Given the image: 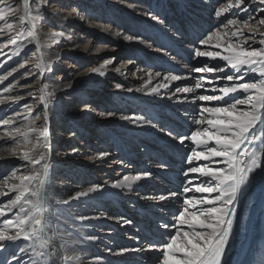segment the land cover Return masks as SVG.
Returning a JSON list of instances; mask_svg holds the SVG:
<instances>
[{
  "label": "bare ground",
  "instance_id": "obj_1",
  "mask_svg": "<svg viewBox=\"0 0 264 264\" xmlns=\"http://www.w3.org/2000/svg\"><path fill=\"white\" fill-rule=\"evenodd\" d=\"M88 1L93 3L94 0ZM123 1L125 2L123 4H117L116 0L110 1L113 3L109 4L110 8H107L108 11L103 14L104 16H99L101 11L93 10L92 14L95 13L98 16L89 14L91 18L88 20L83 17L84 15L75 16V10L78 9H72L70 12L58 15L55 21L59 27L69 28L70 33L74 30H83L81 33H89L94 36L100 34L111 42H118L117 46H110V48L96 47V50L93 49L95 51H92V53L90 47L80 53L68 52L69 47L76 41V37L73 36L72 38V34H69L64 37L70 46L60 45L54 51L51 48L54 43L51 42L49 37L55 32L43 29L45 37L42 30L37 29L40 47H37L35 41L28 38L21 39L16 45H8L0 49V52L3 53L0 54V59H5L0 65V76L7 75L10 69L8 70L6 67H10L12 63L19 61L25 54L31 56L25 66V68H28V72H25L31 73L27 79L24 78L25 73H21L23 67L18 68L16 73L0 83V96L21 97L17 102H6L0 105V118H11L15 113H21L22 115L18 118L16 126L26 125L28 121L24 120L23 116L28 115V112L24 106H31L30 118L35 121L36 127L45 128L48 134L47 141L39 146L38 151L46 152L51 163L45 205V215L48 221L45 229L48 247L45 251L50 254L42 257L34 256L30 248L22 254L19 249L27 248L28 242L23 240L5 242V250H0V261L7 260L11 264V254L14 253L20 258V264H64L62 260V256L65 254L63 245L67 244L69 245L67 254L79 257V264H92L94 257H100L102 264H161L162 253L148 251L147 248H144L145 245L143 246L140 243L144 239L146 245H148L152 241L156 242L158 238L165 239L167 235L174 233L175 230L171 227L165 230L160 225L174 223V215L182 207L177 199H183V194L166 201L152 200L149 197L161 194L167 195L171 192L182 193V187L187 183V178L182 173L189 167L185 160L193 145L190 141H185L181 145L177 137L178 134H188L194 128L193 118L200 107L199 101L196 103L191 102V95L193 94H189L188 102H179L175 97H170L176 87L190 86L196 81L195 72L192 71L195 59L202 58L204 61H208L203 57L194 58V49L201 47L198 41L196 44L193 43L195 35L202 37L203 33L207 34L212 30V27L219 24L221 19L229 15L232 17L231 13L233 11L217 20L214 16L216 8L214 4L220 3L221 0H211L212 2L210 0H184L185 2L178 0L175 3H172L174 0ZM8 4H12L15 8V12L9 15L14 30L12 32L3 31L0 36V43L7 41L16 32L23 31L26 34L29 27L19 19L23 14V0H7L6 5ZM127 6L131 7L128 8ZM152 11L156 13L161 11V17L158 20L153 19ZM189 16L194 18L189 19ZM64 17H67V19H64ZM104 19L111 21L112 24L103 22ZM184 21L185 24L187 22L185 27ZM189 21L192 28L197 26L194 28V34H190V31L193 30L187 28ZM131 22L135 23L133 27L130 26ZM141 25H144L145 29ZM131 27L133 29H130ZM204 28H207L206 32ZM170 29H173L174 32L171 33ZM126 32L138 35L141 38L138 41L140 46L126 41L124 38L128 35ZM143 38L146 42H143ZM60 40L61 37L57 39V41ZM142 51L148 53L144 54ZM66 52L79 64L85 60L89 66L82 74L74 75V77L70 76L71 83L59 79L70 75L73 71L61 68L60 61L65 58L63 56ZM125 54L131 55L132 58L129 61H132L133 64L126 62V60L122 61L123 64L118 66L121 69L120 73L115 72V67L111 64L106 69L104 76L90 74V69L98 67L105 59L115 58V56L120 57ZM39 56L43 57L45 63L51 61L52 70L56 68L61 70V75H57L58 77L54 81L48 80L47 72H45L42 79L40 72L35 69L34 65ZM137 58L143 65L148 64L150 67H156H135L134 63ZM189 60L192 61L191 65L187 63ZM219 62L209 61L208 64L214 66V63ZM76 68L77 66L74 65V70ZM184 70L190 74L181 76L188 78L172 82L169 89H161L158 95L136 91L144 83V80L140 77L147 79L145 74L148 72L152 73L153 76L156 72L161 73L160 77L153 80V85H156L163 80V76L169 73L183 74ZM230 71L228 70L227 74H230ZM208 75L215 80V77L220 73ZM254 79H258V77L253 73H249L245 77V81ZM45 83L49 85L48 91L53 93L47 106L38 99L41 94L39 90ZM116 83L123 84L124 88L116 89ZM225 83L226 81L216 82L219 87H222ZM9 85H12V90L4 92V88ZM211 87L212 85H205V89L198 90L194 95H200L204 90L207 92L206 95L218 94L210 91ZM129 88L133 91L129 92ZM89 92L95 97L96 108L92 112L94 115L91 116V113L84 112L72 116V120L68 122L72 123L76 129L70 136L81 140L78 143L80 147L72 146L71 151L63 152L60 149L61 147H58L55 133L52 132V135L50 133V126L55 121L60 123L56 127L67 125V122L63 119L65 114L61 115V112L57 114V107L61 104L62 99L77 97L78 100H83ZM241 94L243 95V93ZM234 95L240 98V93ZM215 103L212 102L213 105ZM93 105V101H89L83 110L93 108ZM117 108L128 109L130 114L123 111L116 114L114 111ZM38 112L41 116L36 119L35 115ZM109 112L114 113V115L109 117L107 115ZM133 116L137 120L136 123H133L130 119H123V117ZM140 118L150 119L152 124L144 123ZM153 122L162 127H156ZM89 126L91 128H88ZM109 130L119 138L109 133ZM169 131L172 132V136L167 135ZM2 132L3 128H0V134ZM144 133H147L146 136L149 139H141ZM100 135L103 136V140L98 141L97 137ZM67 144H71L69 139L62 145L66 146ZM11 145V141L0 140V149H7ZM27 147L28 149L35 148L34 138ZM100 152H107L109 155L103 159H94ZM154 152H157L163 166L160 165L161 167H159L157 165L153 157L155 156ZM88 153L90 155H87ZM0 157H3V159H0V166L5 167L17 163L20 166L14 171L16 175L28 174L29 168H26L25 162L19 159L18 156H12L7 151L0 150ZM150 165L154 169L155 177L151 180L143 179L139 181L133 186L132 194H129L130 191L127 189H118L112 186L116 179L122 178L125 174H135V172L141 170L149 171ZM1 171L0 169V187L7 192V188L3 186V181L10 177L12 173L3 177ZM85 173H89L91 176L94 175L96 178L99 176L98 181L94 180V182H99L102 189L87 197L72 199L76 192L85 190L90 186V184L87 185L86 179L88 176ZM169 176H175L178 180L184 182L180 185H174L170 183ZM68 177L76 182L66 181ZM79 180H82L84 184L78 185L77 181ZM140 186L144 188L138 192ZM141 192H151V195ZM14 197L15 193H8V195L0 197V204L14 199ZM64 201H68V203H64ZM100 205L110 208L114 214L119 211L122 218L120 220H130L132 222L131 227L137 230L128 232L130 224L125 223V228H121L122 231H120L125 232L122 235L118 232L119 227L115 231V228H106V226H112L115 217L107 215L105 211H99L98 214L97 208ZM158 209L162 212H155ZM15 211L14 209L13 212ZM236 211L237 217L233 235L225 257L226 264H264V165L253 174L248 187L241 196ZM12 215L13 213H9L2 219L12 218ZM81 216L87 217V219L81 221L79 219ZM104 245L109 247L111 252ZM125 245H133L129 249L143 248L145 250L118 255L119 249ZM117 247H119L118 250ZM37 250L39 251V249Z\"/></svg>",
  "mask_w": 264,
  "mask_h": 264
},
{
  "label": "snow or ice",
  "instance_id": "obj_2",
  "mask_svg": "<svg viewBox=\"0 0 264 264\" xmlns=\"http://www.w3.org/2000/svg\"><path fill=\"white\" fill-rule=\"evenodd\" d=\"M45 3L46 0H23V14L19 19L29 26L26 34L23 31L16 32L7 41L0 43V49L16 45L21 39L28 38L40 47L37 34L41 18L39 9ZM253 4L258 6L253 8ZM233 9L238 10L232 14L233 18H227L220 27L213 28L198 41L201 47L194 49V58L222 61L223 66H209L208 63H204L194 68L193 72L201 74L194 85L176 87L170 97H175L179 102H188L189 94H193L191 102L199 101L200 107L193 118L194 128L188 134H178L177 137L181 145L185 141H190L193 145L185 160L189 167L182 173L187 178L182 193L171 192L167 195L149 197L152 200L166 201L183 194L182 207L174 216V223L160 225L165 230L171 227L175 230L174 233L167 235L162 242L148 244V251L162 253L161 264H226L225 257L233 235L237 205L253 174L264 165V15H261L264 13V0H247V3L246 0H226L215 8L214 16L220 20ZM14 12L12 4L0 7V32L14 30L13 23L7 22L9 15ZM240 13L245 14L244 19H240ZM153 19L159 18L154 16ZM63 35L62 32L52 33L49 39L56 43ZM124 38L129 41L141 39L133 36ZM114 61V57L104 60L98 67L91 68L90 74L104 76L106 69ZM27 63L28 61L24 60L7 75L0 76V83ZM34 67L41 75L52 71L51 61L45 63L42 56L37 57ZM228 70H231L232 74H227ZM115 72L120 73L121 69L117 67ZM214 73H220L215 80L207 75ZM249 73L255 74L258 79L245 81ZM29 75L31 73L26 72L24 78L27 79ZM145 75L147 79L140 77L144 83L136 91L150 95H158L161 89H169L172 82L188 78L169 73L163 76L160 83L153 85V80L160 77L161 73L156 72L153 76L148 72ZM217 81L226 83L219 87ZM205 85H212L210 91L218 94L194 95L198 90L205 88ZM48 88L49 85L45 83L39 90L41 94L38 99L45 106L53 96ZM115 88L123 89L124 85L116 83ZM11 90L12 85L4 88V92ZM128 91L131 92L133 89L129 88ZM236 93H243V98H237L234 95ZM20 99L19 96H0V105L17 102ZM212 102L216 103L213 105ZM24 107L28 112V115L23 116V119L28 121L26 125L16 126L21 113H15L11 118H0V128H3L0 140L12 142L10 147L0 150L18 156L25 162L26 168H29L26 175H16L13 172L10 177L4 179L3 186L7 188V192L0 187V197L15 193L14 199L0 204V250H5V242L23 240L28 242V247L19 249L22 254L30 248L34 256L42 257L50 254L45 251L48 247L45 205L51 163L46 152H39L38 148L47 141L48 134L45 128L36 127L35 121L30 118L31 106ZM107 115L111 117L114 113L109 112ZM123 119L137 122L134 116ZM140 119L144 123L152 124L150 119ZM167 135L172 136V132H168ZM33 138L35 148L28 149L27 146L32 143ZM108 155L107 152H100L94 159H103ZM150 176L149 171L125 174L122 178L116 179L112 186L131 191L139 181ZM101 189L102 185L92 184L85 190L76 192L72 199L87 197ZM9 213H13L12 218L2 219ZM79 219L83 221L87 217L81 216ZM122 222L131 223L130 220ZM63 247L64 264H79V257L67 254L69 245L65 244ZM144 250L121 248L117 254ZM108 251L111 252V249ZM0 264L9 262L0 261ZM11 264H20V258L14 253L11 254ZM92 264H102L101 258L94 257Z\"/></svg>",
  "mask_w": 264,
  "mask_h": 264
},
{
  "label": "rangeland",
  "instance_id": "obj_3",
  "mask_svg": "<svg viewBox=\"0 0 264 264\" xmlns=\"http://www.w3.org/2000/svg\"><path fill=\"white\" fill-rule=\"evenodd\" d=\"M110 1H113V0H94L93 1V3H91L90 1H88L87 2V0H46V3L39 9V13H40V20H39V23H38V27H37V29L39 30V29H41L42 30V32H43V35L45 36V34H44V31H43V29L45 30V31H51V32H62V33H64V35L61 37V40L60 41H56V43H54L52 46H51V48H52V50H54L55 51V49H56V47H58V46H60V45H63V46H65V47H67V46H70V45H68L67 44V41L65 40V37L64 36H67V35H69V34H72L71 35V37L73 38V36H75L76 38V41H75V43L74 42H72V43H74V44H72L70 47H69V50H68V52H73V53H80L82 50L83 51H86L87 50V48L88 47H90V52L92 53V51H95L96 50V47H105V48H110V46H117V43L118 42H116V43H114V42H111L109 39H106L104 36H101L100 34L99 35H97V36H94V35H92V34H89V33H81V31L83 32V30H79V31H77V30H74L73 32H71L70 33V30H69V28L68 29H65V28H63V27H59L58 25H56V23H55V21L57 20V16L58 15H60V14H65L66 12H70V11H72V9H78V10H75V13H74V15L75 16H80V15H84L83 17L86 19H90L91 18V15H97V14H95V13H93L92 14V11L94 10V11H98V12H100V14H99V16H104L103 14H106V12L108 11V9L107 8H110L109 6V4H112ZM117 1V4L119 3V4H123V3H125L123 0H116ZM119 1V2H118ZM178 0H174L172 3H175V2H177ZM184 1V0H183ZM211 1V0H210ZM121 2V3H120ZM130 2H132V1H130ZM185 2V1H184ZM212 2V1H211ZM223 2H226V0H221V2L220 3H223ZM220 3H215L214 5L216 6V7H218L219 5H220ZM7 4V0H0V7H3V6H5ZM186 4V3H185ZM88 5H90V7H88ZM187 5V4H186ZM118 6V5H117ZM258 5H256V4H254L253 5V8H255V7H257ZM128 8L129 7H131V6H127ZM81 8V9H80ZM96 8V9H95ZM251 10V9H250ZM65 11V12H64ZM78 11V12H77ZM118 11H119V9H118ZM120 11H122V10H120ZM233 12L231 13V15L233 14V13H235V12H237L236 10H232ZM64 12V13H63ZM153 13H152V15H153V17L155 16V17H158V18H160L161 17V15H162V13H160V12H154V11H152ZM77 13H79L78 15H77ZM119 13V12H118ZM89 14H91V15H89ZM119 15H121L120 13H119ZM261 15H264V13H261ZM98 16V15H97ZM95 17V16H94ZM232 17H233V15H232ZM230 15L229 16H226L225 18H223V19H221L220 21H219V24L217 25V26H215V27H212V29L213 28H216V27H220L221 26V24L222 23H224L225 21H226V19L227 18H232ZM96 18V17H95ZM176 18V17H175ZM174 18V19H175ZM191 18H194V17H190L189 16V19H191ZM245 18V14H243V13H240V19H244ZM105 20V19H104ZM136 20V19H135ZM137 21H139L138 19H137ZM7 22H10V18L8 17L7 18ZM85 22H86V20H85ZM91 22V21H90ZM103 22H105V23H109V24H112V22L111 21H109V20H105V21H103ZM178 25H180L177 21H175ZM174 22V23H175ZM189 23H190V21H189ZM184 24H185V21H184ZM133 25H135V23L134 22H131L130 23V26H132L133 27ZM164 26H166V25H164ZM180 26H182V25H180ZM186 26V24L184 25V27ZM130 28V29H133V28ZM141 27H143V29H145V26L143 25H141ZM104 28V27H103ZM204 30H205V32H206V30H207V28H204ZM211 31V30H210ZM209 31V32H210ZM170 32L172 33V32H174L173 31V29H170ZM66 33V34H65ZM68 33V34H67ZM102 33V32H101ZM128 35H126V36H133V37H139L138 35H133V33L131 34V33H128V32H126ZM1 34H2V32H0V36H1ZM205 35H206V33H204V35H202V37H201V39L202 38H204L205 37ZM81 36V37H80ZM46 37V36H45ZM88 38H90V39H88ZM148 38V37H147ZM88 39V40H87ZM71 40H73V39H71ZM143 42H146V40L143 38ZM126 41H128L129 43L131 42V44H133V45H137V46H140L139 44H138V41H139V39H134V40H132V41H129V40H126ZM89 42V43H88ZM92 43V44H91ZM99 44V45H98ZM112 44H114V45H112ZM132 45V46H133ZM75 46V47H74ZM78 47V48H77ZM33 48H34V46H33ZM93 49H95V50H93ZM32 51V50H31ZM137 51H139V50H137ZM136 51V52H137ZM144 54H146V53H148V52H146V51H142ZM94 53V52H93ZM131 54V53H130ZM130 54H125V55H122V56H120V57H116L115 56V61H114V63H112V66L113 67H115V68H117L118 66H121L122 64H123V62L126 60V62L127 61H129V59L130 58H132L131 57V55ZM137 54V53H136ZM26 55V56H25ZM24 56H23V58H21L19 61H16L15 63H12L11 65H10V67H6V69H12V68H14L15 66L17 67L20 63H22L24 60H28L29 59V57H31L30 56V54H25ZM95 55V54H94ZM106 55H109V54H106ZM63 57H65V58H63L61 61H60V63H61V68L62 69H64V70H70V71H72V73H76V74H70V75H68V76H65V77H60L59 79H61V80H64V81H67V82H69V83H71L72 82V80H71V78H70V76H72V77H74V75H80V74H82V72L83 71H85L89 66L87 65V63H86V61L84 60V62L82 63L81 62V64H79V62L78 61H75L74 60V58L72 59L71 57H70V55H68L67 54V52L64 54V56ZM110 57H112V56H110ZM103 59V58H102ZM3 60H5V59H0V65L2 64V61ZM92 60V59H91ZM106 60V59H105ZM63 61V62H62ZM101 62H102V60H100ZM123 61V62H122ZM209 61H204L202 58H200V59H195V65L194 66H192L193 68H196V67H200V66H202L204 63H208ZM103 63V62H102ZM189 65H191L192 64V61L190 60L189 62H187ZM72 64V65H71ZM133 64V63H132ZM74 65L75 66H77V68L74 70ZM217 65H219V66H223V62L222 61H220L219 63H214V66H217ZM26 66V65H25ZM25 66H24V68H23V70L21 71V73H26L25 71H27L28 72V68H25ZM87 66V67H86ZM134 66L135 67H138V68H141V66H144L145 68H155V67H150V65H148V64H145V65H143V64H141V62H140V60L138 61V58L136 59V61H135V63H134ZM147 66V67H146ZM185 68V67H184ZM186 70V69H185ZM184 70V71H185ZM58 71V72H57ZM167 72V71H166ZM230 74H232V72L230 71L229 72ZM45 74V73H44ZM44 74L42 75V79L44 78ZM175 74V73H174ZM187 74H190V73H188V72H184L183 74H177V75H187ZM47 78H48V80H51V81H54L55 79H56V77H58V76H60L61 75V70L58 68V70H57V68L56 69H53L51 72H47ZM58 75V76H57ZM200 75L201 74H199V73H195V78L196 79H198L199 77H200ZM208 75V74H207ZM194 83L195 82H193L190 86H193L194 85ZM205 89V88H204ZM90 92H92V91H90ZM88 93V95L87 96H85L84 98H83V100H78L77 99V97H67V98H65V99H62L61 100V104L57 107V110H58V112H57V114H60V112H61V115H63V114H65V116H63V119L67 122V125H60L59 127H56V125L57 124H60L59 122H57V121H55V122H53V125H51L50 126V133H51V135H52V132L53 133H55V137H56V139H57V143L59 144V146L58 147H61L60 149H62L63 150V152H65V151H71L72 150V146H78L77 148H79L80 146H79V144L78 143H80V141L81 140H79V138H75L74 136H70L74 131H75V129L76 128H74V125L72 124V123H69L68 121H71L72 120V116H75V115H78V114H80V113H84V112H89V113H91V116H93L94 115V113H92L95 109L94 108H96V102H94V100H95V97H93L92 96V94L91 93ZM202 94H207V92H206V90H204L203 91V93ZM244 96V94L242 95L241 93H240V98H242ZM89 101H93V108H89V109H85V110H83L84 109V107L86 106V103H89ZM71 105V106H70ZM62 108V109H61ZM39 109H42V108H39ZM41 111V110H40ZM122 111L123 112H125L126 114H130V111L127 109H125V108H117L114 112L116 113V114H119V113H122ZM42 112V111H41ZM97 115V114H96ZM41 116V114H40V112H38L36 115H35V117H40ZM78 122V121H77ZM80 123V122H79ZM153 124L156 126V127H160L161 125H158L157 123H155V122H153ZM52 126H53V128H52ZM61 127H63V128H61ZM162 127V126H161ZM88 128H91V126H89ZM84 129H85V127H84ZM163 129H165V130H167L166 128H163ZM86 130V129H85ZM109 133H111V134H113V135H115L116 137H118L115 133H112V131L110 132V130L108 131ZM169 132H171V131H169ZM147 134V133H146ZM146 134L144 133V135L141 137V139H149V137H147L146 136ZM103 138V136L102 135H100L99 137H97V140L98 141H100V140H103L102 139ZM119 138V137H118ZM68 139H69V141H71V144H67L66 146L65 145H62L63 143H65V141H68ZM106 141V139L104 140V142ZM84 143V142H83ZM83 145V144H82ZM89 145V144H88ZM90 146V145H89ZM63 148H65V149H63ZM60 149H58V150H60ZM125 149V148H124ZM87 155H90L89 153L87 154ZM110 157V156H109ZM157 163V162H156ZM106 165L108 164L107 162L105 163ZM158 164V163H157ZM20 165H17V163L16 164H13V165H7V166H0V167H2V168H0L2 171H1V173H3V177H5V176H7V175H9L10 173H13L14 171H16V169H17V167H19ZM151 166V168H150V170H149V172H151V176L150 177H148V178H146L147 180L148 179H152L153 177H155L154 176V174H155V172H154V169H152V165H150ZM9 171V173L7 174V172ZM142 171V170H141ZM85 174H87V179H86V182H87V185H91V184H100L99 182H94V180H97L98 181V178H99V176L96 178V176H91V175H89V173H85ZM72 181V182H76V181H74V179H72L71 177H68L67 179H66V181ZM82 180H79V181H77V183H78V185H83L84 184V182H82ZM86 184V183H85ZM143 186H140L139 187V189H138V192H140L141 190H143ZM141 193H143V192H141ZM151 192H146V193H143V194H148V195H151L150 194ZM115 194V193H114ZM129 194H132V191H130L129 192ZM109 198V197H108ZM133 199V198H132ZM132 199H131V201H132ZM134 199H136V198H134ZM182 201H183V199L182 198H179L178 200H177V202H179L180 203V205H182ZM113 204V203H112ZM97 211H98V214H99V211H105L106 213H107V215H109V216H111V217H115V220H113L112 221V226H106V228H115L114 229V231L117 229L118 230V232L122 235V233H125V232H120V231H122V229L121 228H125V224L120 220V218H121V213H119V211H116V213L114 214L113 212H111V209L110 208H106V207H104L103 205H100V206H98V208H97ZM160 211V209H158L157 211H155V212H159ZM160 212H162V211H160ZM178 212H176V214H177ZM123 214V213H122ZM125 214H126V212H125ZM175 216V215H174ZM132 223V222H131ZM131 223H130V225H129V230H128V232L129 231H131V230H137V229H135V228H132L131 227ZM126 236V235H125ZM124 237V236H123ZM124 238H126V237H124ZM157 242V241H156ZM106 244V243H105ZM141 245L143 244V246H144V248H148V245H146V242H145V240L144 239H142L141 240V243H140ZM104 247H106L105 245H104ZM133 247V245H125V246H123L122 248H132ZM107 249H110L109 247H106ZM119 249V247H117V250Z\"/></svg>",
  "mask_w": 264,
  "mask_h": 264
}]
</instances>
